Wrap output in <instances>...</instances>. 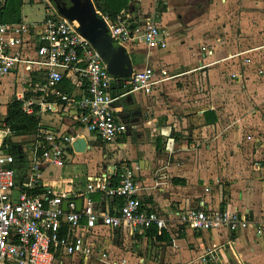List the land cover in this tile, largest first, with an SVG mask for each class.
I'll use <instances>...</instances> for the list:
<instances>
[{
    "label": "crops",
    "instance_id": "0c3cea01",
    "mask_svg": "<svg viewBox=\"0 0 264 264\" xmlns=\"http://www.w3.org/2000/svg\"><path fill=\"white\" fill-rule=\"evenodd\" d=\"M22 1L21 22L27 21L23 9L26 0ZM37 1L46 2L44 19L52 4L49 0ZM93 2L98 13L110 18L99 9L97 0ZM8 3L9 0H0V8ZM207 3L210 5L209 0H191L187 14L182 7L183 0H128L123 7L121 13L131 11L140 18L159 12L158 19L167 35L168 45L165 49H150L144 44L124 46L130 63L118 72L110 70L111 75L116 80H123L136 70L153 67L166 70L167 79L151 94L126 93L118 84L112 86V93L118 96L114 103L117 118L127 126V131L114 143L85 128L79 121L77 107L62 103L54 95H48L47 100L42 101L41 88L46 82V71L21 68L0 79V83L13 86L12 99L0 102L7 103L0 122V146L16 154L19 182L29 176L30 147L38 138L39 128L31 133L10 131L5 119L8 104L13 99L22 100L23 106L26 101H34L32 114L40 118V123L75 137L63 167H43L44 184L54 192L84 190L91 177L116 170L120 172L123 164L140 166L136 173L139 197L148 210L157 211L167 219L168 227L161 233L157 228L136 233L121 229L105 264H202L198 257L206 247L214 245L231 264H264V202L257 207L254 196L244 191H239L238 195L230 194L215 179H210L223 175L221 170L210 169L212 161L207 159L208 150L199 157V143L203 140L198 145L194 140V135L207 136L212 131L221 133L230 128L226 124L229 114L223 115L218 101L221 93L212 88V80H218L214 73L216 65L227 60L233 65L236 53L229 50L228 56L222 54L223 58L219 59L221 53L211 43L214 33L206 27ZM6 14L4 23L20 22L12 12ZM127 69H131V74L121 75ZM59 88L78 98L86 92V86L72 73L67 74ZM5 137L11 145H5ZM205 154L206 159L202 156ZM95 198L111 211L119 207L113 202L115 200H107L100 193ZM222 207L224 211H237L252 225L237 232L225 227L197 231L184 219L189 209L211 212L221 211ZM255 225L262 227L261 234L257 233ZM72 264L81 262L75 259Z\"/></svg>",
    "mask_w": 264,
    "mask_h": 264
},
{
    "label": "built area",
    "instance_id": "2783aa9c",
    "mask_svg": "<svg viewBox=\"0 0 264 264\" xmlns=\"http://www.w3.org/2000/svg\"><path fill=\"white\" fill-rule=\"evenodd\" d=\"M101 16L110 36L120 46L144 44L150 49H165L168 45L159 12L140 18L126 11L116 20ZM79 27L78 21H70L52 5L42 21L0 22V79L21 68L46 71L42 101L54 95L62 103L77 107L79 121L85 128L114 143L127 126L117 118L114 103L118 96L112 93V86L118 84L126 93L151 94L167 79V71L146 67L116 80L103 55ZM71 73L86 86L79 98L59 88ZM35 104L24 102V111L32 114ZM38 128V138L30 147L29 176L24 181L19 182L17 177L16 154L0 146V264H72L75 259L81 264H105L121 229L136 233L157 228L161 233L168 227L167 219L148 210L139 197V165L123 164L120 172L91 177L84 190L54 192L44 184L43 167H63L75 137L43 123ZM98 193L107 200H122L121 206L113 211L106 209L97 202ZM78 200L82 201L79 211ZM184 219L197 231L225 227L237 232L252 225L237 211L189 209ZM255 226L261 234L262 227ZM198 260L202 264H231L216 245L206 247Z\"/></svg>",
    "mask_w": 264,
    "mask_h": 264
},
{
    "label": "rangeland",
    "instance_id": "374dc122",
    "mask_svg": "<svg viewBox=\"0 0 264 264\" xmlns=\"http://www.w3.org/2000/svg\"><path fill=\"white\" fill-rule=\"evenodd\" d=\"M191 0H183L189 13ZM207 24L214 34L215 50L236 61L216 65L218 80H212L218 91L223 115L230 128L221 133L194 135L195 144L202 141L201 153L207 150L210 169L221 170L223 177H210L228 193L244 191L254 196L259 207L264 202V0H209ZM45 1L24 4L28 22L40 21ZM169 23V22H168ZM234 59V58H233ZM236 71V72H234ZM13 86L0 83V102L12 99ZM15 95V94H14ZM8 100V101H9ZM7 103L0 104V122ZM206 159V154L202 155ZM212 184V183H211ZM264 205V203H263Z\"/></svg>",
    "mask_w": 264,
    "mask_h": 264
},
{
    "label": "water",
    "instance_id": "95a60500",
    "mask_svg": "<svg viewBox=\"0 0 264 264\" xmlns=\"http://www.w3.org/2000/svg\"><path fill=\"white\" fill-rule=\"evenodd\" d=\"M51 4L59 11V13L68 18L70 21L77 20L80 24L79 31L89 39L96 49L103 55L106 62L110 66V70L118 72L123 65L130 63V58L127 50L123 46L115 45L110 38L106 23L100 13L97 12L93 0H84L88 6L89 16L81 18L77 16L75 8L62 9L59 7L57 0H49ZM131 74V69L122 72L121 75L127 76ZM82 201H77V210L81 209ZM68 202L64 203V208L67 209Z\"/></svg>",
    "mask_w": 264,
    "mask_h": 264
},
{
    "label": "trees",
    "instance_id": "16d2710c",
    "mask_svg": "<svg viewBox=\"0 0 264 264\" xmlns=\"http://www.w3.org/2000/svg\"><path fill=\"white\" fill-rule=\"evenodd\" d=\"M98 6L100 10L108 13L112 20H116L119 15H121V11L123 7L126 6L128 0H97ZM130 1V0H129ZM22 0H9V3L4 7L0 8V22H4V18L7 15L6 13L12 12V14L16 15L17 22L21 20L20 18V10L22 7ZM126 8V7H125ZM127 9V8H126ZM21 22V21H20ZM28 97V96H27ZM210 119H208L209 121ZM212 121V120H210ZM40 123V118L35 114H28L23 109V101L18 99H13L7 108V116L5 119L6 126L10 129V131L15 133H31L38 129ZM5 145L9 144V139L7 137L4 138ZM117 203V205L121 206L122 201L115 199L113 201ZM221 211H224L222 207Z\"/></svg>",
    "mask_w": 264,
    "mask_h": 264
},
{
    "label": "flooded vegetation",
    "instance_id": "af4514ba",
    "mask_svg": "<svg viewBox=\"0 0 264 264\" xmlns=\"http://www.w3.org/2000/svg\"><path fill=\"white\" fill-rule=\"evenodd\" d=\"M57 3L62 9L75 8L77 16L81 18L89 16L88 6L84 0H57Z\"/></svg>",
    "mask_w": 264,
    "mask_h": 264
}]
</instances>
